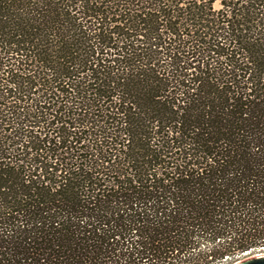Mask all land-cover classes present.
Instances as JSON below:
<instances>
[{
	"label": "trees",
	"instance_id": "1",
	"mask_svg": "<svg viewBox=\"0 0 264 264\" xmlns=\"http://www.w3.org/2000/svg\"><path fill=\"white\" fill-rule=\"evenodd\" d=\"M264 254V0H0V264Z\"/></svg>",
	"mask_w": 264,
	"mask_h": 264
},
{
	"label": "water",
	"instance_id": "2",
	"mask_svg": "<svg viewBox=\"0 0 264 264\" xmlns=\"http://www.w3.org/2000/svg\"><path fill=\"white\" fill-rule=\"evenodd\" d=\"M234 264H264V254L248 257Z\"/></svg>",
	"mask_w": 264,
	"mask_h": 264
},
{
	"label": "rangeland",
	"instance_id": "3",
	"mask_svg": "<svg viewBox=\"0 0 264 264\" xmlns=\"http://www.w3.org/2000/svg\"><path fill=\"white\" fill-rule=\"evenodd\" d=\"M259 254H262V253H257V254L251 255V256H249V257L257 256V255H259ZM247 258H248V257H247ZM245 259H246V258H245Z\"/></svg>",
	"mask_w": 264,
	"mask_h": 264
},
{
	"label": "built area",
	"instance_id": "4",
	"mask_svg": "<svg viewBox=\"0 0 264 264\" xmlns=\"http://www.w3.org/2000/svg\"><path fill=\"white\" fill-rule=\"evenodd\" d=\"M259 255H261V254H259Z\"/></svg>",
	"mask_w": 264,
	"mask_h": 264
}]
</instances>
